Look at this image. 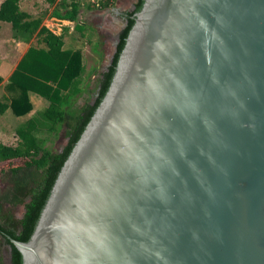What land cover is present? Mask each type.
Segmentation results:
<instances>
[{
	"label": "water",
	"instance_id": "obj_1",
	"mask_svg": "<svg viewBox=\"0 0 264 264\" xmlns=\"http://www.w3.org/2000/svg\"><path fill=\"white\" fill-rule=\"evenodd\" d=\"M9 241L22 264H264V0H143L32 236Z\"/></svg>",
	"mask_w": 264,
	"mask_h": 264
},
{
	"label": "trees",
	"instance_id": "obj_2",
	"mask_svg": "<svg viewBox=\"0 0 264 264\" xmlns=\"http://www.w3.org/2000/svg\"><path fill=\"white\" fill-rule=\"evenodd\" d=\"M81 0H45L55 6L52 17L77 22ZM116 0H104L101 8H108ZM143 0H136L133 10L126 16L127 25L120 33V42L112 65L83 89V76L75 78V59L71 56L64 67V37L53 33L43 25L45 14L33 16L20 7V0H4L0 4V22L11 26L12 38L18 42L31 43L37 39L44 48L31 46L25 57L5 86L8 96L0 100V114L11 110L15 117H25L33 109L29 92H35L50 101L48 108L20 123L15 130L16 144L0 141V230L20 242L32 236L40 214L48 200L57 176L85 127L105 96L126 38L134 24L135 14L140 11ZM83 69L80 70L82 73ZM57 73L60 80L53 78ZM83 75V74H82ZM67 79H74L71 83ZM56 83V88L48 84ZM3 78L0 76V85ZM84 103L77 106L79 98ZM63 133V150L47 146L46 135ZM21 208L20 214L14 210ZM11 246V264H22L18 250ZM0 264H5L0 255Z\"/></svg>",
	"mask_w": 264,
	"mask_h": 264
},
{
	"label": "crops",
	"instance_id": "obj_3",
	"mask_svg": "<svg viewBox=\"0 0 264 264\" xmlns=\"http://www.w3.org/2000/svg\"><path fill=\"white\" fill-rule=\"evenodd\" d=\"M59 1L57 0V2ZM23 2L25 0H20L21 9L31 15H36L37 12H29L27 9H24L23 4L25 3ZM42 2L43 6L46 7L44 9L45 12H42V9L38 16L46 13L43 25L48 27L53 33L63 35L64 37L63 49L66 61L60 64L56 72H59L61 75L65 74L64 67L72 56L75 59L76 67H78L75 72V78L81 74L84 78L83 89L91 86L94 80L105 69L109 58L113 54L116 36L122 31L123 27L121 16L129 12L132 2L129 5L130 7H128V4L124 3L125 1L117 0L113 6L99 8L93 5L91 0H81L77 22L64 21L52 17L56 4L50 6L45 0ZM29 6L32 9L34 8V4H29ZM49 24L53 28H50ZM9 36L10 45L5 50L0 51V76L3 78V82L0 85V100H4L9 95L5 86L9 83L11 76L25 57L28 49L31 46L44 48V44L39 43L37 39H33L31 43L27 44L14 40L12 38V31ZM81 69H83L82 73H80ZM53 78L54 80H60L62 77H58L57 73H55ZM73 80L72 78H66L68 83H71ZM48 84L56 88V83L49 81ZM29 98L33 106L29 115L15 117L11 110H7L4 114H0V120L3 119L5 121L10 119L20 124L50 105L48 99L35 92H29ZM78 103L77 106L83 105V103L80 105ZM14 136L17 139L15 133ZM4 138H8L7 132L0 126V141L11 145V143L3 141Z\"/></svg>",
	"mask_w": 264,
	"mask_h": 264
},
{
	"label": "rangeland",
	"instance_id": "obj_4",
	"mask_svg": "<svg viewBox=\"0 0 264 264\" xmlns=\"http://www.w3.org/2000/svg\"><path fill=\"white\" fill-rule=\"evenodd\" d=\"M3 0H0V3L2 2ZM43 0H25V4H23V7L24 9H27L29 12H37L36 15H33V16H38L40 14V11L42 10V12H45L44 9L46 7L43 6ZM117 1V0H116ZM121 1H125L124 3L127 5L128 4V7H130L129 5H131L130 3L136 1V0H121ZM29 4H34V8H30ZM50 28H53L52 25H48ZM11 33V26L7 23H3V22H0V51H3L5 50V48H8V46L10 45V39H9V35ZM79 105L84 103V98H81L79 101H78ZM19 125V123H17L16 121L14 120H3L1 119L0 120V126L3 127V130L5 132H7V136L8 138H4L3 141H5L6 143H11V144H16L17 142V139L16 137L14 136V133H15V130H16V127ZM45 137H49L50 139H48L49 141L47 142V146H49L50 148L52 149H60L64 143H65V139L63 137V133L60 132L58 136H54L52 134H48L46 135ZM0 185H1V182H0ZM21 208L18 209V212L17 214H20L21 213Z\"/></svg>",
	"mask_w": 264,
	"mask_h": 264
},
{
	"label": "flooded vegetation",
	"instance_id": "obj_5",
	"mask_svg": "<svg viewBox=\"0 0 264 264\" xmlns=\"http://www.w3.org/2000/svg\"><path fill=\"white\" fill-rule=\"evenodd\" d=\"M135 3H136V1H134L132 3L131 8H130L129 11L133 10ZM126 16H127V13H125V14H123L121 16V21L123 23L126 22ZM18 209H20V208H17V209L14 210L15 214H17ZM8 240H9V236H7L4 232H2L0 230V255L3 256L5 264H10L11 263V246L8 243Z\"/></svg>",
	"mask_w": 264,
	"mask_h": 264
},
{
	"label": "built area",
	"instance_id": "obj_6",
	"mask_svg": "<svg viewBox=\"0 0 264 264\" xmlns=\"http://www.w3.org/2000/svg\"><path fill=\"white\" fill-rule=\"evenodd\" d=\"M92 1V4L101 8V3L104 1V0H91Z\"/></svg>",
	"mask_w": 264,
	"mask_h": 264
}]
</instances>
